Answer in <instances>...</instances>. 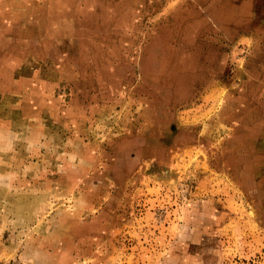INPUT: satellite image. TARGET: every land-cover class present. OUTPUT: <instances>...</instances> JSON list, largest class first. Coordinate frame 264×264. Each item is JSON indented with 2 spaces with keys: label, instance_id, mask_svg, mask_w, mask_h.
<instances>
[{
  "label": "rangeland",
  "instance_id": "1",
  "mask_svg": "<svg viewBox=\"0 0 264 264\" xmlns=\"http://www.w3.org/2000/svg\"><path fill=\"white\" fill-rule=\"evenodd\" d=\"M0 264H264V0H0Z\"/></svg>",
  "mask_w": 264,
  "mask_h": 264
}]
</instances>
